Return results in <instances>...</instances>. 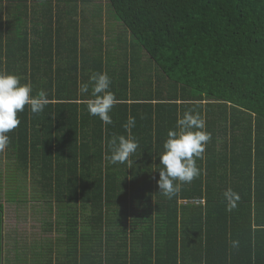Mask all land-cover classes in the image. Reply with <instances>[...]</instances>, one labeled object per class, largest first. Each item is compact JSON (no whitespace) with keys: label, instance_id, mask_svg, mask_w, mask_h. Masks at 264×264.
<instances>
[{"label":"trees","instance_id":"obj_1","mask_svg":"<svg viewBox=\"0 0 264 264\" xmlns=\"http://www.w3.org/2000/svg\"><path fill=\"white\" fill-rule=\"evenodd\" d=\"M107 1L124 29L118 39L142 50L139 68L155 64L167 83L116 68L121 89L111 83L118 103L105 125L87 110L91 89L78 92L79 79L112 66L103 25L74 18L91 1L0 0V72L49 100L39 114L18 113L0 155V182L8 172L17 182L12 191L0 183V264L3 194L25 203L28 191L56 210L43 229L57 236L14 248L16 264H264V0ZM185 111L206 119L212 139L196 161L200 176L168 199L159 154ZM129 115L139 147L131 165L112 164L110 142L127 137ZM229 187L240 196L230 212Z\"/></svg>","mask_w":264,"mask_h":264},{"label":"clouds","instance_id":"obj_2","mask_svg":"<svg viewBox=\"0 0 264 264\" xmlns=\"http://www.w3.org/2000/svg\"><path fill=\"white\" fill-rule=\"evenodd\" d=\"M91 95L93 99L88 100L87 110L90 115L98 116L105 124H111L110 112L118 103L115 94L110 91L111 78L104 72H96L90 76ZM33 86L28 83H21V78L14 74L0 72V151H3L10 144L8 133L16 129L21 123L18 113L23 112L28 106L30 112L39 114L43 112L49 103L46 94L41 91L38 95H32ZM81 93L89 92V83L79 85ZM135 117L129 115L124 124L128 132L127 137L120 135L113 137L111 155L107 157L112 164H132L129 159L136 152L139 143L131 134L135 127ZM212 134L207 131L206 119L199 112L185 111L182 118L178 117L174 130H169L167 139L163 144V152L159 154L161 167L159 170L160 179L157 181L160 194L172 199L182 188L183 184L191 183L201 174V169L196 161L204 159V153ZM227 203V210L230 212L240 200L238 193L228 188L223 193ZM232 248L239 247L238 240H230Z\"/></svg>","mask_w":264,"mask_h":264},{"label":"rangeland","instance_id":"obj_3","mask_svg":"<svg viewBox=\"0 0 264 264\" xmlns=\"http://www.w3.org/2000/svg\"><path fill=\"white\" fill-rule=\"evenodd\" d=\"M82 0H79L81 3ZM91 4L89 7L83 8V5H80L76 14H74V18L78 19V21L82 22L83 16L86 19V24L89 28L101 24L100 27L103 25V33L104 36V43H105V50L106 52L110 51V59L111 65L114 69V72H118V74H108L111 78L113 84L118 85V90L121 89L120 83L122 81V77L119 74L120 72L117 69L123 70L124 66H129L130 70L135 73L136 76L141 77V79L149 80H157L162 83H167V80L164 78L162 73L158 70L155 64L152 65V70L146 73L144 69L139 68L140 62L138 61L140 58V52L142 50L139 49L137 43L131 38L126 37L122 39H118L116 35L124 34V29L122 26L116 21L115 15L108 4L107 0H90ZM85 7V6H84ZM84 9V10H83ZM95 11V12H94ZM114 18V19H113ZM80 22V23H81ZM110 31V35L107 36L106 30ZM126 34V33H125ZM110 37V38H109ZM130 43L134 46V51L132 50ZM91 48V47H90ZM106 52H103L104 55ZM144 53V52H143ZM104 57V56H103ZM142 57V64L147 65L149 61L145 54H141ZM120 64V66H118ZM106 67V66H105ZM117 68V69H116ZM137 68V69H136ZM142 75V76H141ZM83 78L79 79V83L82 84ZM89 83V91L91 89V82L90 79L83 81V83ZM79 95L82 96L85 93H81L78 89ZM146 94V93H145ZM125 96L134 97L135 95L131 96V90L125 93ZM85 97V96H84ZM0 155H4V150L0 151ZM4 158V157H3ZM5 160H3L4 162ZM1 164V163H0ZM8 164V162H7ZM4 165L1 169L2 173H4ZM7 166V165H6ZM6 168V167H5ZM8 172V171H7ZM19 174L18 172H16ZM8 180L7 182H0L2 185V191H12V188L16 186L17 182H15L16 177L13 179L12 175L13 172H8ZM17 174H14L17 176ZM20 179H22V175H19ZM12 194V192H10ZM34 196L31 192L28 191L26 195V202H19L18 201H9L10 196L8 194H3V200H5V241H4V248H5V261L6 264H16L14 259V252H11L10 245L13 241L12 237L17 238V234L27 235L30 241L33 236L36 239L44 240L50 239L52 237L57 236L56 234L48 235L46 231L43 229L44 226L48 223L54 222L55 218H59L57 216L56 210H54L51 214L49 213L48 206L44 202L34 201ZM34 241V240H33Z\"/></svg>","mask_w":264,"mask_h":264},{"label":"crops","instance_id":"obj_4","mask_svg":"<svg viewBox=\"0 0 264 264\" xmlns=\"http://www.w3.org/2000/svg\"><path fill=\"white\" fill-rule=\"evenodd\" d=\"M106 53H108V52H106ZM103 70H104V67H103ZM112 71H113V74H116V72H114V68L112 66H110V73L109 74H112ZM17 237L18 238H17L16 242H15L16 238L12 237L13 241L11 242L12 244L10 245L11 252L15 251L14 248L19 249V247H21L23 245L25 246L26 244H28L30 241H32L35 238V236H33L32 239L29 241L28 240L29 237L27 235H22V234H19V233L17 234ZM14 258H15V254H14ZM235 260H238L239 262H241L242 260H244V258L239 256Z\"/></svg>","mask_w":264,"mask_h":264}]
</instances>
